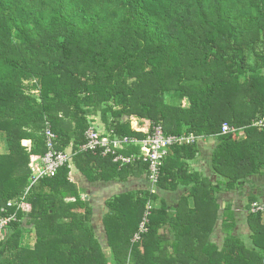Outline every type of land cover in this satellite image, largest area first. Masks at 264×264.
Wrapping results in <instances>:
<instances>
[{
  "label": "trees",
  "instance_id": "1",
  "mask_svg": "<svg viewBox=\"0 0 264 264\" xmlns=\"http://www.w3.org/2000/svg\"><path fill=\"white\" fill-rule=\"evenodd\" d=\"M262 117L264 0H0V209L8 210L0 217L18 218L0 239V264H264V215H248L245 238L218 204L221 192L264 177V132L252 127ZM96 118L111 137L145 139L134 118L167 135L216 137L213 170L223 183L187 171L196 143L170 149L158 187L192 185L179 208L154 207L149 232L134 241L159 194L114 196L102 238L70 168L31 187L32 160L47 152V123L57 149L72 148L90 181L147 173L144 163L120 167L78 152ZM225 123L237 131L223 135ZM100 162L108 172L98 171ZM220 219L222 245L214 241ZM26 232L34 246L23 244Z\"/></svg>",
  "mask_w": 264,
  "mask_h": 264
},
{
  "label": "crops",
  "instance_id": "2",
  "mask_svg": "<svg viewBox=\"0 0 264 264\" xmlns=\"http://www.w3.org/2000/svg\"><path fill=\"white\" fill-rule=\"evenodd\" d=\"M145 121L146 120H139L137 118H134L131 123L132 128L138 130V132H141L139 131V129H142V134H145L144 129L147 125V122ZM94 125L101 133H106L105 129L103 128V125L99 122L97 118L94 122ZM179 135L186 134L184 133ZM242 138L244 139V135ZM196 144L198 145L199 152L194 159L190 158L185 160V163H187V171L190 174H200L203 179L209 180L213 186L221 185V183H223L222 178L218 176L213 170V155L215 148L218 144L216 137H197ZM25 146L30 147L31 143L27 141L25 142ZM66 152L71 154L72 148L67 149ZM168 159H166V162ZM98 169V171L105 170L106 172H108V170H106V165H104L103 162H100V164L98 165ZM97 170L95 169V174L97 173ZM148 174L149 173L147 169V173L145 172L141 176L130 177L127 181L124 182H107L103 181L102 179H100V181L92 182L90 181V176L83 175L74 166L72 160L70 166V180L71 182L76 184L83 199L88 200L91 203L94 211L93 222L96 226L97 231L99 232V235H101L102 238L104 237L102 219L107 213V208L105 204L110 198L126 192H151L152 194H159V199L152 201V205L154 206L155 204L154 207L160 208L162 203L164 202L169 209L175 210L179 208V203L181 199H183V196L191 190L192 185H185L182 183L179 185V188L177 190L174 188L170 192L161 191L158 187L160 180L159 183L153 187L148 180ZM248 187H250V189L252 188V190L248 191ZM254 197L256 198V203L264 204V177L262 176H252L248 178L243 188H238L234 191L221 192L220 194H218V204L221 206L222 210L221 214L226 209L227 213L233 214V217L235 218L237 224L236 233H238V229L240 227L239 225L245 226L246 230L249 232L247 224L248 216L245 215V217L243 218V211H248L247 209L248 205L250 204V199ZM245 198L248 199L249 203L247 204V206L242 208ZM193 207L194 199H190L189 207L187 209ZM226 216L227 215L224 214L222 219L226 218ZM222 219L219 220L220 223L214 235V241L219 245H222L225 238V234L222 229Z\"/></svg>",
  "mask_w": 264,
  "mask_h": 264
},
{
  "label": "built area",
  "instance_id": "3",
  "mask_svg": "<svg viewBox=\"0 0 264 264\" xmlns=\"http://www.w3.org/2000/svg\"><path fill=\"white\" fill-rule=\"evenodd\" d=\"M252 127L264 132V117L254 120ZM237 129L229 124H223L222 134L233 133ZM147 137L143 140L137 138H119L111 137L109 134L101 133L95 125H91L85 133V143L78 152L100 155L102 158L112 157L113 162L120 167L144 163L148 166V180L154 187L159 183L162 167L169 156L170 149L191 145L197 142L194 135H167L161 125H154L148 131L144 132ZM47 152L41 158H34L30 165L32 170L31 187L45 178L55 177L62 168H70L73 156L66 151L57 149L58 136L53 132L50 123H47L45 129ZM128 146H139L140 153L125 156L121 151ZM18 207V210L24 207V203L9 202L8 208ZM152 202L147 205V210L135 235L134 241H140L143 235L149 232V218L153 210ZM1 213H8L7 209H0ZM250 214L264 215V204L253 203L249 210ZM18 220L17 214L0 217V233L6 232L12 222Z\"/></svg>",
  "mask_w": 264,
  "mask_h": 264
},
{
  "label": "rangeland",
  "instance_id": "4",
  "mask_svg": "<svg viewBox=\"0 0 264 264\" xmlns=\"http://www.w3.org/2000/svg\"><path fill=\"white\" fill-rule=\"evenodd\" d=\"M28 85V84H27ZM185 104H186V101H185ZM145 122H147V125H146V128L144 129V132H146V131H148L149 130V128H150V126H151V124H150V122L149 121H145ZM139 131H141L142 132V129H139ZM24 145H25V142H24ZM27 147H29V146H27ZM1 149H2V151H4V150H6V148H5V145L4 144H2L1 145ZM252 190V188L250 189V187H248V191H251ZM243 195V194H242ZM249 202H248V199H244V202H243V206H242V208L243 207H245V206H247V204H248ZM154 204V203H153ZM263 204V203H262ZM154 206H155V204H154ZM153 206V207H154ZM247 210H249V209H247ZM250 214V212L249 211H243V218L245 217V215H249ZM246 216V217H247ZM242 218V219H243ZM263 218H264V216H263ZM264 221V220H263ZM240 227H239V229H238V233L239 234H241L243 237H245V238H247L248 236H249V232L246 230V227L245 226H242V225H239ZM7 234H8V231H6V232H2V233H0V239H3V238H5L6 236H7ZM23 244H28V245H30V246H34V244H35V242H36V236H35V234H34V232H26L25 233V235H24V237H23Z\"/></svg>",
  "mask_w": 264,
  "mask_h": 264
}]
</instances>
